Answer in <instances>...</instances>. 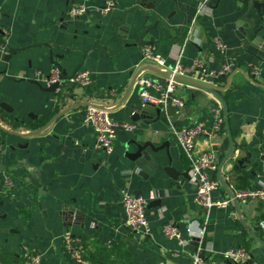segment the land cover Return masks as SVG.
Listing matches in <instances>:
<instances>
[{
  "label": "crops",
  "instance_id": "crops-1",
  "mask_svg": "<svg viewBox=\"0 0 264 264\" xmlns=\"http://www.w3.org/2000/svg\"><path fill=\"white\" fill-rule=\"evenodd\" d=\"M106 1L0 0V39L3 31L7 33L6 54L0 52V105L7 109L0 107L4 168L0 170V250L10 251L14 264H23L27 251L41 254L43 264H71L63 243L69 236L90 248L120 244L115 264H192L191 256L200 245L204 258L221 261L220 252L241 247L251 255L246 264H264V246L241 224L264 243V229L259 226L264 221V200L239 205V214L233 204L213 210L205 234H198L205 216L193 203L190 163L170 128L212 129V96L184 86L180 91L184 106L178 111L170 108L167 115L157 116L148 108L146 120L131 119V112L138 114L144 108L137 80L164 81L150 68L170 72L180 49L184 65L203 57L210 69L219 70L231 61L233 77L228 81L231 72L215 84L221 89L228 85L219 95L228 108L233 143L220 175L231 192L264 185V25L250 8L264 0H208L200 15L196 10L201 0H110L115 7L102 15L97 9ZM80 4L90 11L71 18L69 8ZM246 29L258 33L244 47ZM214 38L227 46V58L215 53ZM146 45L155 47L164 65L142 59ZM249 65L259 68V77H252ZM53 67L64 71L67 79L87 70L92 84L82 92L78 86L68 88V80L55 96L35 81L37 74L47 75ZM87 102L109 108L114 120L138 128L118 133L108 158L94 148V134L82 125L86 107L78 104ZM62 112L67 113L46 130L31 134ZM227 139L224 128L217 139L199 138L196 148L215 149L220 165L228 150ZM134 140L152 143L153 161L126 159V152L136 150ZM236 160L242 162L237 169ZM218 172L213 174L217 181ZM5 178L9 187L4 186ZM121 187L136 197L153 194L146 210V237L123 226ZM214 197L228 198L221 187ZM231 211L236 220L230 218ZM169 222L178 226L185 244L163 236L162 226Z\"/></svg>",
  "mask_w": 264,
  "mask_h": 264
},
{
  "label": "built area",
  "instance_id": "built-area-1",
  "mask_svg": "<svg viewBox=\"0 0 264 264\" xmlns=\"http://www.w3.org/2000/svg\"><path fill=\"white\" fill-rule=\"evenodd\" d=\"M208 0H201L198 3L196 15L204 12ZM115 7L113 1H106L105 4L98 8L97 11L104 15ZM90 9L85 4L75 5L69 8L68 15L71 18H78ZM195 22V19L191 24ZM190 33V31H189ZM6 31H3L0 39V52L6 54L4 38ZM214 51L217 55L227 58V46L219 38L212 40ZM183 49H180L174 57V64L170 70L171 78L162 82L150 80L147 78H139L137 80L138 97L143 107L151 106L159 108L161 112L167 115L170 108L178 111L184 106V100L180 94L183 84L173 80L174 76H180L197 80L207 84H216L221 78L227 76L234 70V64L231 61H226L219 70L210 69L203 57L194 58L190 64L184 65L182 62ZM142 59L144 61H153L159 65H164L161 57L156 53L153 45H146L142 49ZM250 74L253 78L260 75L259 68L255 65H249ZM61 70L59 67H53L47 75L37 74L35 81L50 87L54 84H59ZM71 84L81 88H87L92 84V76L87 70L78 71L69 79ZM59 92V88L56 89ZM215 122L212 129L207 130L200 125H192L184 128H170L171 134L174 136L180 149L190 163V180L195 188L193 195V203L199 207L205 216L204 226L199 231V236L205 234V227L210 218L211 212L217 209H227L232 205V199H216L214 193L220 189V184L213 177L219 165L218 153L215 149L198 150L196 142L199 138L205 136L208 139H217L221 134L223 117H221V105L217 103L213 109ZM82 125L89 128L95 137L94 148L101 151L106 158L113 153V146L117 134L120 132L132 133L137 130L134 123H123L114 120L111 117V110L104 106L90 105L86 107L82 116ZM4 186L9 187L10 182L7 178L3 181ZM120 198V206L123 212L122 224L131 233L146 237L149 234V223L147 219V205L153 199V194L148 193L146 197L134 196L127 187H121L118 190ZM233 199L238 205H246L255 200H264V185L252 186L246 189H234ZM230 218L236 220L235 212H230ZM260 228L264 229V221L259 223ZM161 232L163 236L178 244H185L182 239L181 232L178 226L169 222L162 226ZM190 234V230H187ZM64 250L69 257L71 264H89L85 258L87 245L81 240L64 236ZM203 247L197 248L196 253L191 256L192 264H246L251 260L250 253L245 248L227 249L220 252L219 256L222 259L214 260L211 257L204 258L202 256ZM23 264H43L42 255L34 251H27L23 254Z\"/></svg>",
  "mask_w": 264,
  "mask_h": 264
},
{
  "label": "water",
  "instance_id": "water-1",
  "mask_svg": "<svg viewBox=\"0 0 264 264\" xmlns=\"http://www.w3.org/2000/svg\"><path fill=\"white\" fill-rule=\"evenodd\" d=\"M172 1H176V0H172ZM250 8H253L254 10H256L258 16L263 20L261 22V24L264 25V3L259 4L258 2H254L253 6H251ZM249 25H252V22L249 21ZM257 33H258V30L253 31V34H251L248 29L244 30L243 34H244V37L246 38V40L243 42V46L246 47L250 43H252L253 40L256 38V34ZM150 69L154 73L159 74V75L163 76L166 79L172 77L170 72H162V71H160V70H158L156 68H150ZM239 72L243 73L241 70H239ZM234 74H235V71L233 70L232 74L228 77V81H230V79L233 77ZM68 80L69 79L66 78L65 72L61 71V77H60L59 84H54V85L46 88V90L48 92H50V93H53L56 96L57 95L56 89L59 88V91L61 92L62 91L61 90V85L64 84V83H67ZM173 80H175L176 82H178L180 84H183L184 86L191 87V88H194V89H197V90H200V91H202L204 93L209 94L213 98V100L211 101V104H215L216 105L217 103H219L221 105L222 117H223V125H224L225 131L227 133V137H228V139H227L228 140V150H227L223 160L221 161V163L219 165V168H218L219 172H218V178L217 179H218V182L220 184V187L226 192L228 198L232 199V204H233L234 208L236 209L237 214H239L240 213L239 205H238L237 201L235 199H233L232 192L230 191L226 181L220 175V170L222 169V166L229 159V157L231 156L232 151H233L232 137H231L229 123H228V108H227V105H226V102L224 101V99L219 95V91L225 90L228 87V85L225 88L221 89L215 84H207V83H203V82H200V81H197V80H192V79L185 78V77H180V76H174ZM68 83H69L68 88L75 87L74 84H71L70 82H68ZM81 91L83 92L82 88H81ZM64 100H65L64 97L60 98V102L61 103H63ZM78 105L79 106H85V107H88L90 105L100 106L99 104H97L95 102H92L91 104L89 102H87V103L78 104ZM0 107L3 108L4 110H7L6 107H4L3 105H0ZM73 107H76V105L73 106ZM148 108L154 109V111L157 114V116H159L160 113H161V110L159 108H153L151 106H145L142 110H140L138 112V114H134V112H131V116L133 115L132 118H131L132 121L136 122V121L141 120V119L142 120H146L145 118H146V114H147ZM67 112H62L60 114H57V115L53 116L52 119L45 126H43L39 130H37V131H35V132L31 133V134L32 135H36V134H39L42 131L46 130L54 120H56L60 116L65 115ZM131 143L135 146L136 150L132 154H128L126 152V154H125L126 159H128V160H130L132 162L139 161V160H142V159H151L152 160L151 154H155L156 150L153 148L151 142L139 143V142L134 140ZM226 144H227V142L224 141L223 142V147H225ZM147 149H150L151 153H149L147 151ZM234 163H235L234 166L237 169V167L240 166L242 162H241V160H236ZM0 170L1 171L4 170V168L1 165H0ZM151 204H153V203H151ZM70 216H71V213L69 214V217ZM241 224L244 226V228H246V230L248 231L249 235L251 236V238L253 240H255L260 245L264 246V243L261 242L255 236V234L253 233L252 229H250L249 227H246L243 221L241 222Z\"/></svg>",
  "mask_w": 264,
  "mask_h": 264
},
{
  "label": "trees",
  "instance_id": "trees-1",
  "mask_svg": "<svg viewBox=\"0 0 264 264\" xmlns=\"http://www.w3.org/2000/svg\"><path fill=\"white\" fill-rule=\"evenodd\" d=\"M222 117V112H221ZM224 132V126L222 124L221 133ZM249 188V187H248ZM246 189V188H240ZM93 248L87 246L85 258L89 264H115L114 257L117 256V251L120 248V244L98 245L93 244ZM0 263L1 264H14V255L5 249L0 250ZM19 264V263H17Z\"/></svg>",
  "mask_w": 264,
  "mask_h": 264
}]
</instances>
